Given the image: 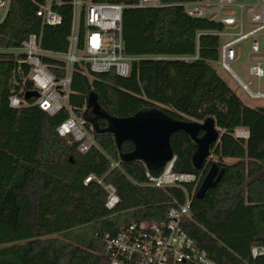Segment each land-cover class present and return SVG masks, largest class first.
I'll use <instances>...</instances> for the list:
<instances>
[{
    "label": "trees",
    "instance_id": "trees-1",
    "mask_svg": "<svg viewBox=\"0 0 264 264\" xmlns=\"http://www.w3.org/2000/svg\"><path fill=\"white\" fill-rule=\"evenodd\" d=\"M139 1L97 0L126 6ZM160 1L165 8L124 11L126 54L145 58L133 64L131 75L78 68L70 103L82 117L88 96L95 91L101 107L119 118L159 109L177 120L214 119L220 140L211 153L217 160L204 173L193 163L196 142L183 131L171 137L176 173H203L202 185L212 164L224 169L219 185L203 200L194 196L193 221H186L184 228L219 264H264V256H251L253 247H264V107L247 106L214 69L222 46L214 33L224 25L191 17L180 6L200 0ZM45 2L13 0L9 17L0 26L1 49H19L36 34L44 51L68 52L73 8H57L63 22L53 27L37 16L38 5ZM158 57L194 59H154ZM17 61L14 55L0 54V264H110L105 257L107 235L117 236L134 223L165 221L172 206L185 202L186 193L176 187L147 186L141 161L112 169L122 153L134 150L130 141L119 149L112 134L95 133L97 146L81 155L71 136L63 138L57 132L69 118L67 111L50 116L36 106L12 108L11 96L33 89L32 83L20 81ZM44 62L58 79L65 76L62 62L53 58ZM23 67L28 74V66ZM99 124L108 126L105 120ZM240 128L250 132L248 140L235 138ZM228 159L236 162L226 164ZM91 175L117 188L121 203L115 210L106 208L108 193L101 185L95 181L85 185ZM185 189L193 192L191 185ZM81 228L88 231L81 235L77 232Z\"/></svg>",
    "mask_w": 264,
    "mask_h": 264
},
{
    "label": "built area",
    "instance_id": "built-area-1",
    "mask_svg": "<svg viewBox=\"0 0 264 264\" xmlns=\"http://www.w3.org/2000/svg\"><path fill=\"white\" fill-rule=\"evenodd\" d=\"M252 0H200L198 2L180 4L185 13L194 18L207 19L224 25V29L214 35L222 40L220 59L217 62L223 70L230 74L239 86L252 99H264V92L260 90V82L264 79V50L261 48L260 37H264V1ZM13 0H0V26L3 25L11 12ZM70 5L73 8L72 33L69 37L67 53H52L42 49V38L30 34L19 49H1L0 54H11L18 58L19 67L16 70L23 84L32 83L33 89L39 94L34 102L26 100L28 91L21 90L10 98V106L20 110L28 106H36L50 116H56L67 111L69 118L58 128L60 137L71 136L78 143L81 155L89 153L93 146H97L95 130L92 125L81 117L71 105L73 75L80 68L94 74L116 72L127 78L132 73L133 64L145 58L126 54L123 14L125 9H161L166 5L160 0H140L133 6L123 4L99 3L97 0H46L38 5L37 16L45 24L53 27L63 22L62 15L57 8ZM239 7L240 17L233 16L232 8ZM251 29L245 32V25ZM201 34L198 35L200 37ZM252 38L250 51L244 62L249 66L250 76L259 81V90L254 92L231 66L241 63L240 45ZM24 55V59L19 56ZM44 58H53L65 66V76L58 79ZM158 60L192 61L190 57H158ZM23 64L29 68L25 73ZM236 139L248 140L250 132L247 129H237ZM211 153L207 163L214 162ZM175 161L168 163L159 175L152 174L147 166V186L165 190L180 188L186 193L184 203H176L171 207L165 221L160 223L144 221L134 223L124 228L117 236L107 235L105 238V257L110 264H219L211 258L206 250L201 249L196 241L184 228L186 221H193V200L201 185L202 174H179L175 172ZM122 160L113 161L112 169H122ZM97 182L108 193L106 208L115 210L121 203L117 188L106 183L104 178L91 175L86 178L85 185ZM186 185L193 186V192L185 189ZM252 258L264 256V247L255 246L251 250Z\"/></svg>",
    "mask_w": 264,
    "mask_h": 264
},
{
    "label": "water",
    "instance_id": "water-1",
    "mask_svg": "<svg viewBox=\"0 0 264 264\" xmlns=\"http://www.w3.org/2000/svg\"><path fill=\"white\" fill-rule=\"evenodd\" d=\"M25 98L26 100L37 99L39 94L35 91H28ZM83 118L93 126L96 134H112L119 149L124 142H132L134 150L122 153L120 156L122 162L141 161L154 175L161 174L168 163L175 158L171 144L173 134L183 131L196 142L198 151L193 158V163L198 170H206L211 148L220 140L219 128L214 119H208L204 123L177 120L159 109L144 110L130 117L119 118L101 107L99 96L95 91L88 96ZM100 120L107 121L108 126L101 128ZM200 131H203L205 135L199 137ZM223 175L224 169H221L217 163L212 164L195 195L196 199L203 200L210 189L219 185Z\"/></svg>",
    "mask_w": 264,
    "mask_h": 264
},
{
    "label": "rangeland",
    "instance_id": "rangeland-1",
    "mask_svg": "<svg viewBox=\"0 0 264 264\" xmlns=\"http://www.w3.org/2000/svg\"><path fill=\"white\" fill-rule=\"evenodd\" d=\"M263 1L264 0H252L251 2H263ZM232 9L234 11L233 16L240 17L241 12H240L239 7H234ZM250 29H251V27H248V24L246 23L245 32H248ZM259 41L261 44V48L264 50V37L261 36ZM251 42H252V38L246 40L245 42H243L240 45L241 54H242V57L240 58L241 63L232 64L231 68H232L233 72L236 73L237 76L240 77V79L243 82H245V83L252 82V85L250 86V88L252 91L256 92L259 90V81L256 78L249 75V73H248L249 66L244 63L247 59V54L250 51ZM213 67L219 73V75L224 80H226V82L229 84V86L237 93V95L240 97V99L247 106H249L251 108L264 107V99H252V98H250L248 96V94L239 86L237 81L230 74H228L225 70H223L219 64H217V63L213 64ZM260 90L262 92H264V79H262L260 82ZM214 160L216 161L217 158H214ZM235 162L236 161L232 160V159L225 161L226 164H234ZM260 175H262V174H259V176ZM263 176H264V174H263ZM87 231H88L87 228H81L77 232L81 235H84Z\"/></svg>",
    "mask_w": 264,
    "mask_h": 264
},
{
    "label": "flooded vegetation",
    "instance_id": "flooded-vegetation-1",
    "mask_svg": "<svg viewBox=\"0 0 264 264\" xmlns=\"http://www.w3.org/2000/svg\"><path fill=\"white\" fill-rule=\"evenodd\" d=\"M201 132V131H200ZM203 132V131H202ZM204 133V132H203ZM199 135H200V133H199ZM205 135V133L202 135V136H204ZM202 136H199V137H202Z\"/></svg>",
    "mask_w": 264,
    "mask_h": 264
},
{
    "label": "crops",
    "instance_id": "crops-1",
    "mask_svg": "<svg viewBox=\"0 0 264 264\" xmlns=\"http://www.w3.org/2000/svg\"><path fill=\"white\" fill-rule=\"evenodd\" d=\"M228 160H230V159H228Z\"/></svg>",
    "mask_w": 264,
    "mask_h": 264
}]
</instances>
